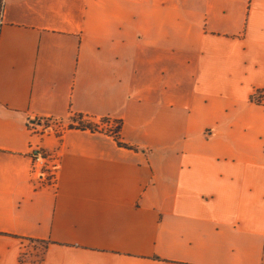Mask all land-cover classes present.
<instances>
[{
    "label": "crops",
    "instance_id": "1",
    "mask_svg": "<svg viewBox=\"0 0 264 264\" xmlns=\"http://www.w3.org/2000/svg\"><path fill=\"white\" fill-rule=\"evenodd\" d=\"M0 7V264H264V0Z\"/></svg>",
    "mask_w": 264,
    "mask_h": 264
},
{
    "label": "built area",
    "instance_id": "2",
    "mask_svg": "<svg viewBox=\"0 0 264 264\" xmlns=\"http://www.w3.org/2000/svg\"><path fill=\"white\" fill-rule=\"evenodd\" d=\"M1 8V7H0ZM1 11V10H0ZM39 125L41 126V133H46L51 131L50 126L46 125V121H42L39 120ZM76 127H80L79 125H76ZM84 129L90 130V131H103L104 129H107V131L111 134V135H115L119 129V125L115 122L112 121H106V120H101L100 121V125L95 126V127H84ZM45 159L42 155H39L38 153L33 154L32 156V168L35 171H39L40 169H42L44 167V162Z\"/></svg>",
    "mask_w": 264,
    "mask_h": 264
},
{
    "label": "rangeland",
    "instance_id": "3",
    "mask_svg": "<svg viewBox=\"0 0 264 264\" xmlns=\"http://www.w3.org/2000/svg\"><path fill=\"white\" fill-rule=\"evenodd\" d=\"M35 245H36V244H32V243L30 242V243L28 244V248H29L30 250H31V249L33 250V248L36 247ZM38 246L40 247V246H42V245L39 244ZM42 248H43V247H42ZM38 251L41 252V248H39ZM37 253H38V252H37ZM23 254H24V253H23ZM36 255H37V254H36Z\"/></svg>",
    "mask_w": 264,
    "mask_h": 264
},
{
    "label": "water",
    "instance_id": "4",
    "mask_svg": "<svg viewBox=\"0 0 264 264\" xmlns=\"http://www.w3.org/2000/svg\"><path fill=\"white\" fill-rule=\"evenodd\" d=\"M31 123L34 125V124H37L39 125V122L38 121H35V120H32Z\"/></svg>",
    "mask_w": 264,
    "mask_h": 264
}]
</instances>
